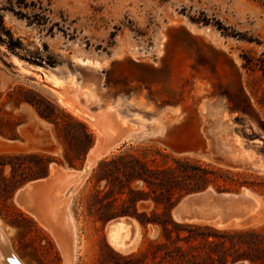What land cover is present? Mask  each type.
Returning <instances> with one entry per match:
<instances>
[{
	"label": "rangeland",
	"instance_id": "obj_1",
	"mask_svg": "<svg viewBox=\"0 0 264 264\" xmlns=\"http://www.w3.org/2000/svg\"><path fill=\"white\" fill-rule=\"evenodd\" d=\"M42 1L49 18L46 25H29L5 13V23L14 36L20 37L27 49L47 61L51 58L55 64L36 66L23 61L17 65L12 58L16 55L0 44V129L18 135L0 134V155H25L20 159L0 158V245L7 244L26 264H65L52 234L15 201L18 189L45 177L51 163L80 170L87 153L75 167L69 166L66 155L77 157L86 148L89 139L85 127L95 131L89 121L59 103L49 76L76 79L91 89L102 100L98 107L92 106L94 109L101 110L114 100L129 115L154 110L155 101L170 106L171 128L165 138L144 132L131 135L99 160L97 170L104 159L120 156L130 160L135 155L159 167L190 156L240 173L239 181L251 188L218 191L209 187L230 193L246 188L261 200V207L256 216L247 217L238 226L231 223L223 227L264 230V170L260 169L264 167V73L258 66L244 67L242 57L252 56L264 63V0ZM201 11L257 37L261 43L225 37L212 25L189 19ZM53 23H59L60 29L56 27L51 33ZM19 86L39 92L75 121L66 123L59 118L55 126L26 102L20 106L6 102L8 92ZM7 119L19 122L16 131L10 124L1 123ZM36 154L51 158L46 175V159ZM98 172L97 176L94 169L91 171L69 202L75 225L73 264H144L138 258L140 252H149L151 242L159 241L160 228L149 224L144 229L132 217L141 226L137 239L127 252L115 249L108 241L107 223L124 215L111 217L110 207L98 203L97 191L106 189V181L99 180L106 172L104 168ZM141 185L133 183L135 189ZM152 206V200L138 203L139 211L150 212ZM96 210L111 218L99 220ZM200 224L219 228L212 222ZM146 261L152 264L151 254Z\"/></svg>",
	"mask_w": 264,
	"mask_h": 264
},
{
	"label": "trees",
	"instance_id": "obj_2",
	"mask_svg": "<svg viewBox=\"0 0 264 264\" xmlns=\"http://www.w3.org/2000/svg\"><path fill=\"white\" fill-rule=\"evenodd\" d=\"M45 9L42 0H0V44L29 64L53 65L55 61H51V58L47 61L41 54L27 49L22 39L15 37L12 30L7 27L5 13L9 12L26 20L29 25H46L49 18L44 14ZM189 19L194 23L212 25L225 37L261 43L257 37L237 31L219 18L209 17L204 11L198 16H189ZM56 27L60 29L59 23L50 26L51 33ZM43 45L48 50L47 44ZM242 57L245 60L244 67L254 69L258 66L264 73L262 61L258 62L252 56L242 55ZM7 96L6 102L15 106H20L23 102L32 105L40 117L55 126H58L59 118H63L66 123L75 121L72 116L59 112L51 100L35 90L19 86L8 92ZM1 123L10 124L13 131H16L19 125V122L10 119L1 120ZM84 132L89 139L88 145L77 157L66 155L69 166L75 167L77 161H82L95 141V135L90 129L85 127ZM0 134L12 138L18 137L15 132L8 133L2 129ZM36 156L46 159L44 162L46 171L43 174L46 175L51 158L45 154H36ZM22 157L25 155H0V158ZM98 167L99 170L104 168L106 172L99 177V180L106 181V189L103 192L97 191L96 197L101 206L110 207L111 217L131 216L136 218L144 229H147L149 224L160 228L159 241L151 242L153 248L149 252H140L138 258H141L144 264H147L148 254L152 256V264H227L238 260H246L249 264H264V230L220 229L210 224L178 222L171 215L172 207L185 194L209 186H213L218 191H238L242 186L251 188L252 185L239 181L240 173L223 170L190 156L178 157L173 164L165 167L153 166L147 160L135 155H132L130 160L120 156L110 160L104 159ZM93 169L98 176L97 167ZM137 181L142 185L135 189L133 183ZM101 194H104L103 198ZM147 200L153 201L151 211H139L138 203ZM119 201H122L120 205H118ZM95 215L102 221L111 218L100 214L98 210L95 211Z\"/></svg>",
	"mask_w": 264,
	"mask_h": 264
},
{
	"label": "bare ground",
	"instance_id": "obj_3",
	"mask_svg": "<svg viewBox=\"0 0 264 264\" xmlns=\"http://www.w3.org/2000/svg\"><path fill=\"white\" fill-rule=\"evenodd\" d=\"M12 58L17 65H21L23 63V60L17 58L16 56H13ZM82 63L86 64L87 61H82ZM22 68L25 72H30L28 68L23 66ZM49 78L51 79V82L53 81L54 83V90L58 97L59 103L72 114L81 116L89 121L98 136L97 143L93 145L87 155L86 167L84 171H82V177H76L75 179L70 178L68 181H66H73V183H75V187L72 191L75 192L79 188V184H81V182H83V180L88 176L90 170H92L98 164V160L109 154L119 142L128 138L133 133V131H135V129L130 124L128 125L127 121H123L122 123L118 122L117 111L113 105V107H108L106 113H103L104 111L102 112L99 109H94L92 106L98 107L99 103L102 102L101 98L96 96V93H94L91 89L82 86L78 80L68 79L67 81H64L60 78L51 76H49ZM61 168H59L54 163H51V173L49 175L50 178L47 179V181H51L46 183H43V180H41L42 182L38 181L42 184L36 183V185L30 186L23 193H19L20 190L18 189L19 191L16 194V201L24 211L31 214L42 226L48 230V232L52 234L60 250L62 251L65 264H73V261L76 258V244L74 241V220L71 212L69 211V202L71 201L70 194L66 196L59 190V188H54L52 185L54 184L53 182H55L53 177L58 174L62 175L63 171ZM260 169L263 171L264 167ZM61 177L63 178V176ZM212 196L213 195L210 194L208 198L205 197V209L215 210L217 209V203L221 207L224 206V203L219 201L216 204H213V201H210L209 199V197ZM230 197L234 196L230 195ZM241 197L245 200H252L253 198L255 199V196L251 194L246 188L243 189ZM258 206L259 203L256 202L255 208L257 209ZM250 217L252 218L253 216ZM126 218L127 217L124 216L121 218H115L107 225L108 241L115 249L121 252H127L139 234L138 222L136 220L128 221ZM246 218L230 221L227 224L218 222V218L208 220L194 218L192 222H212L215 223V225L217 224V227L224 228L223 226H227L231 223H235L236 226H238L237 224H240ZM8 259H11L13 264H26L11 251L7 244L0 245V261L4 264H10Z\"/></svg>",
	"mask_w": 264,
	"mask_h": 264
},
{
	"label": "water",
	"instance_id": "obj_4",
	"mask_svg": "<svg viewBox=\"0 0 264 264\" xmlns=\"http://www.w3.org/2000/svg\"><path fill=\"white\" fill-rule=\"evenodd\" d=\"M36 66H42V65H36ZM88 153L89 151L87 152V155ZM87 155L85 158L84 165L79 171H84L86 167ZM242 193L243 191H241L240 193L217 192L210 187L200 191L191 192L178 199V201L174 204V206L171 209V214L173 219L178 222L194 223L192 222L194 218H199V219L202 218L205 220L218 218V222H221L222 224H227L230 221L238 220L241 218L256 216L261 207V200L257 197H255V199L253 198L252 200H245L244 198L241 197ZM210 194L213 195L212 197H209L210 201H213V204H216L219 201L224 203V206L221 207L217 203L216 204L217 209L215 210L205 209L204 206H206V203L204 202L205 201L204 199H206L205 197L208 198ZM224 195H228V196H224ZM230 195L237 197L235 198L230 197ZM256 202L259 203L257 209L255 208ZM118 217H123V216H118ZM124 217H129V216H124ZM8 262L10 264H13L11 259H8ZM246 262H247L246 260H238L227 264H246Z\"/></svg>",
	"mask_w": 264,
	"mask_h": 264
},
{
	"label": "crops",
	"instance_id": "obj_5",
	"mask_svg": "<svg viewBox=\"0 0 264 264\" xmlns=\"http://www.w3.org/2000/svg\"><path fill=\"white\" fill-rule=\"evenodd\" d=\"M155 104H156V107H155L154 110H151V109H143V110H140V111H135V112H133L132 115H129L125 111V109L122 108V105L121 106H118L117 105V101L114 100V102H108L107 105H106V107L105 106L103 108L101 107V111L102 112L104 111L103 113H106L108 107H113L114 106L115 110L117 111V119H118V122L119 123H122L123 121H127V124L128 125L130 124L132 127H134L135 131H133V133L131 135H134L136 133L138 134V133H143L144 132L146 134L148 133L151 136L165 138L170 133V128H171L170 118L172 117V111L169 109L170 106H168L166 103L163 104L161 102H156L155 101ZM91 131L95 134V137L97 139L96 132L92 128H91ZM128 138H126V139H128ZM126 139L125 140H122L121 142H119L117 144V146H119L122 142H125ZM95 143H97V142L95 141ZM117 146H115V147H117ZM55 165H57V164H55ZM57 166L59 168L62 167L61 169H62L63 173H62V175L61 174H58V175H55V177H53V179H55V182H53L54 184H52V185H53L54 188H56V187L59 188V190L64 195L67 196L68 194H70V199L72 200V197L74 196V194L76 192V191L75 192H72L73 189H74V187H75V183H73V181H69V182H66V181H68L70 178L71 179L72 178L75 179L76 177H82V171L76 170V169L71 168V167H65V166H60V165H57ZM67 169H69V170H67ZM92 170H90L89 174L91 173ZM69 171H70L71 174L69 173ZM50 173H51V171H50V167H49V173L47 174L48 177L46 176L43 179L42 178H37V179H34V180L29 181L23 187L19 188V190H20L19 193H23L30 186L36 185V183L39 184L40 182H38V181L43 180V183H46V182L51 181V180H48L47 181V179L50 178V176H49ZM61 176H63V178ZM87 177L85 178L84 182L86 181ZM57 180L59 181V183H58ZM40 184H42V183H40ZM60 184H62V185H60ZM18 191L16 192V194L18 193ZM16 197L17 196L15 195V201H16ZM26 213H28V212H26ZM131 218L132 217H130V218L127 217L126 219L128 221L136 220L134 218H132V219ZM139 227H141V226L139 225Z\"/></svg>",
	"mask_w": 264,
	"mask_h": 264
}]
</instances>
